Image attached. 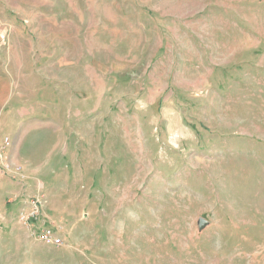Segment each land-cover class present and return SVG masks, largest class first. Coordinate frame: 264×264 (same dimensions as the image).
<instances>
[{
  "label": "rangeland",
  "instance_id": "obj_1",
  "mask_svg": "<svg viewBox=\"0 0 264 264\" xmlns=\"http://www.w3.org/2000/svg\"><path fill=\"white\" fill-rule=\"evenodd\" d=\"M0 8L45 57L27 97L57 114L27 141L61 160L38 218L0 196V264H264V0Z\"/></svg>",
  "mask_w": 264,
  "mask_h": 264
},
{
  "label": "crops",
  "instance_id": "obj_2",
  "mask_svg": "<svg viewBox=\"0 0 264 264\" xmlns=\"http://www.w3.org/2000/svg\"><path fill=\"white\" fill-rule=\"evenodd\" d=\"M16 22L14 15L9 16L6 10H0V36L6 35L8 39L7 42L0 40V53H4V58L0 57V66L2 67L0 70V134L10 137L12 141L10 161L22 169V179L18 183L8 179H3L0 182V196H10L8 202L14 203L11 204L12 206L16 205L18 219L19 211L31 197H39L43 208H47L49 199L46 197L43 199L44 195L41 192L44 187H49V190L53 191L52 187H55L58 182L55 174L58 172V164L61 160L60 157L51 154L52 146L47 144L48 140L27 141L31 132L38 131L40 128L53 131L57 127V114L53 108L50 111V118H53L54 122L43 120L40 118L38 109L34 108L30 102L32 96L28 95L27 97L26 95L29 90L32 93L33 90L39 91L40 63L45 60V57L44 55L38 56L40 47L33 49L31 43L23 45L20 42H14L17 38L16 35H22L16 27ZM43 50H45L44 46ZM238 55L239 53L232 55V58L238 57ZM259 75L264 76L260 73ZM262 84L264 85V83ZM46 136L45 138L48 139ZM43 150L48 152L45 154ZM45 162L48 164L47 166L43 165ZM30 187L34 188L33 192ZM4 208H6L5 205L0 204V215ZM45 216L48 217V220L44 222H51L55 226L56 219H53L49 214ZM56 226L61 228L59 222Z\"/></svg>",
  "mask_w": 264,
  "mask_h": 264
},
{
  "label": "built area",
  "instance_id": "obj_3",
  "mask_svg": "<svg viewBox=\"0 0 264 264\" xmlns=\"http://www.w3.org/2000/svg\"><path fill=\"white\" fill-rule=\"evenodd\" d=\"M12 150V141L8 135L0 134V182L3 179L9 181H20L22 179V170L10 161ZM43 203L38 198H29L24 207L18 213V221L26 224L32 219L40 216ZM37 239L45 244L60 245L61 240L54 236L50 230H43L37 236Z\"/></svg>",
  "mask_w": 264,
  "mask_h": 264
},
{
  "label": "water",
  "instance_id": "obj_4",
  "mask_svg": "<svg viewBox=\"0 0 264 264\" xmlns=\"http://www.w3.org/2000/svg\"><path fill=\"white\" fill-rule=\"evenodd\" d=\"M206 223H207V222H205V220H203V219H199V220H198V224H197L198 229L201 230V229L206 225Z\"/></svg>",
  "mask_w": 264,
  "mask_h": 264
}]
</instances>
